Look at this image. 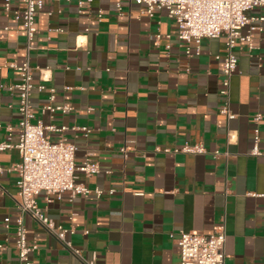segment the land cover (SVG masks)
Here are the masks:
<instances>
[{
    "label": "crops",
    "instance_id": "0c3cea01",
    "mask_svg": "<svg viewBox=\"0 0 264 264\" xmlns=\"http://www.w3.org/2000/svg\"><path fill=\"white\" fill-rule=\"evenodd\" d=\"M81 1L44 0L28 50L16 18L22 0H10L8 11L0 2V143L17 142L18 96L10 87L19 74L10 64L28 60L32 122L65 127L47 135L75 144L76 164L98 163L92 175L76 171V181L103 190L99 197L38 194V205L68 230L64 240L79 256L25 215L27 240L38 245L32 261L180 264V231L209 234L224 224V264H264V156L249 153L255 127L264 151V7L249 12L255 20L242 32L260 29L251 30V48L234 47L237 68L225 96L223 37L202 38L199 53L188 55L194 44L177 38L165 10L150 16L130 0L121 10L116 0ZM49 103L68 109L42 111ZM227 104L233 118L220 112ZM185 143L206 151L163 150ZM20 161L16 147L0 150V264L18 259L14 224L6 227L4 218L17 215Z\"/></svg>",
    "mask_w": 264,
    "mask_h": 264
},
{
    "label": "built area",
    "instance_id": "2783aa9c",
    "mask_svg": "<svg viewBox=\"0 0 264 264\" xmlns=\"http://www.w3.org/2000/svg\"><path fill=\"white\" fill-rule=\"evenodd\" d=\"M5 11L9 10L10 0H2ZM44 0H22L23 9L16 18H21L22 26L26 34L27 50L36 32V16L42 8ZM60 1V0H54ZM91 2L92 0H86ZM121 1L116 0V7L121 10ZM136 4L143 5V12L152 15L156 10H165L167 15L173 18L177 24V38L189 44H194V49L186 48L188 55L199 53V43L202 38H224V55L222 56L223 88L220 93L228 96L229 81L237 68V56L234 54V47L239 42L246 43L252 47L251 30L260 29L258 26H250L246 33L242 29L255 20L249 12L255 7H264V0H130ZM1 2V0H0ZM79 5L83 2L79 0ZM259 21L264 16L258 17ZM19 74V80L10 89L18 96V111L20 121L18 124L19 134L16 143L10 141L1 142L0 150L16 147L19 150L21 161L17 165L18 180L16 203L17 215L12 219L4 218L5 226L14 224L15 247L18 250V259L14 264H35L31 259V253L38 247L36 242H28L27 232L23 217L30 215L44 228L64 245L79 256V250L74 249L69 241L64 240L68 231L61 225H56L38 205L36 196L40 193L45 195H56L61 197L65 192L71 198L77 195L88 196L93 193L99 197L103 190L100 188L90 189L76 181V171L84 175H92L100 169L98 163L89 158L84 159L80 164L75 162L76 146L60 136L51 140L47 131L61 132L65 127L44 125L41 121L32 122L34 117L31 106V92L34 88L32 83V68L28 60L23 63L10 64ZM44 84L37 86L43 90ZM54 98V88H50L49 100ZM68 109L66 106H52L50 103L41 108L42 111H61ZM228 118L235 115L228 108V104L220 110ZM261 115L257 113L253 119L258 121ZM11 130V128H10ZM85 135L90 131L87 127H81ZM259 128L253 129L252 148L249 153L252 155H263L264 151L259 149ZM126 148L122 147L121 151ZM165 152L174 153H202L205 148L201 144L185 143L173 149H163ZM2 167H0V171ZM112 189L109 193H112ZM73 233V230H69ZM225 238L224 224L217 225L213 232L205 234L198 231H180L177 235V245L180 253V264H224L225 260ZM0 245V249H1ZM10 264V263H7ZM86 264H96L93 261H86Z\"/></svg>",
    "mask_w": 264,
    "mask_h": 264
}]
</instances>
